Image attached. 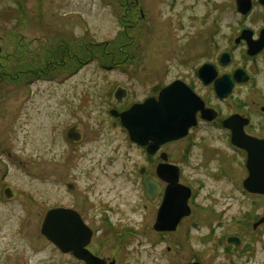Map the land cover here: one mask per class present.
Here are the masks:
<instances>
[{
  "label": "flooded vegetation",
  "instance_id": "obj_1",
  "mask_svg": "<svg viewBox=\"0 0 264 264\" xmlns=\"http://www.w3.org/2000/svg\"><path fill=\"white\" fill-rule=\"evenodd\" d=\"M104 1L111 4L109 0ZM114 2L119 12L122 11V16H119L124 22V36L129 38L130 47L135 44L136 49L139 45L136 39L140 36L136 39L133 35L129 37L128 28L141 27L140 32L147 29L142 4L137 0ZM174 2L170 1V7H175ZM202 6L201 15L187 16L188 20L197 23L193 28L196 32H189L186 39L182 38L184 33L173 37L171 44L177 43L171 47L164 64L160 59V64L153 60V64L143 65L144 60L127 58V44L108 51L109 43L106 42L103 53L106 59H94L92 54L91 60H79L80 67L65 72L58 70V66H67L68 61L71 62L69 59L76 54L71 53L73 45L58 42L59 61H56L53 76L58 77V84H63L89 62H96L105 75L125 72L126 66L130 68L125 73L133 79L120 81L109 77L102 83L99 91L102 97L99 99H103L101 110L108 125L122 133L128 145L138 152L139 158L130 176L135 177L134 183L142 191L144 208L148 207L147 203L151 207L152 245L169 243L165 251L166 262L160 259L158 264H264V0H203ZM180 17L178 15L176 21L169 19L172 32L175 23L180 31L185 29ZM84 31L87 32V26ZM190 35L194 36L188 38ZM26 49L24 47V51ZM1 51L0 48V83L5 82L9 86L6 94L12 93L13 82L20 78L24 93L29 94L34 79L40 80L52 74L50 62H45L38 53L32 56L38 59L39 67L27 68L28 50L25 51L27 58L23 61V69L14 74V52L11 50L3 56ZM3 58L6 59L5 66L1 65ZM167 87L169 94L185 100L188 109L185 119L190 118L194 124L183 138L166 142L155 151L147 145L131 142L119 115L147 100L157 101L160 92ZM72 127L79 133L76 123L70 124L67 130ZM67 130L65 139L75 146L78 141H69ZM79 134L81 139L82 133ZM6 150L1 149L0 154V203L3 205L22 194L7 181L8 167L4 164L3 154H8ZM173 175H177V184L183 187L181 190L189 193V214L179 220L175 230L162 231L156 224L169 186L168 178ZM210 178L223 185L217 196L216 191L210 190ZM144 179H149L154 188L149 195ZM69 184L73 189L68 190L80 201L73 199L71 205L55 207L77 212L90 231V238L82 252H78L76 247L64 253L49 241L59 255L57 264L65 259L68 264H121L117 258L109 260L105 252L99 254L95 251L97 236L102 235L104 229L94 230L92 221L76 209L77 204L87 207L92 204L86 196L77 193L75 184ZM197 213L202 214L198 222L200 225L204 223L207 230L199 235L197 243L201 249L190 244L191 229L198 228L199 223L191 222L189 227L185 224ZM101 222L107 232H115L114 237L124 242L126 236L118 233L121 229L111 218L104 215ZM183 224L185 245L181 247L180 238L174 239V234ZM0 227L1 233V224ZM185 252L187 256L175 259Z\"/></svg>",
  "mask_w": 264,
  "mask_h": 264
},
{
  "label": "rangeland",
  "instance_id": "obj_2",
  "mask_svg": "<svg viewBox=\"0 0 264 264\" xmlns=\"http://www.w3.org/2000/svg\"><path fill=\"white\" fill-rule=\"evenodd\" d=\"M109 1L110 5L104 0H0V48L3 56L14 52V74L23 69L27 50V68L39 67L38 59L32 56L38 53L53 69L51 76L33 80L29 94L24 93L21 78L13 82L11 94L5 92H9V86L0 83V154L1 149H7L8 154L3 153L7 181L22 193L5 205L0 203V263L57 264L59 255L40 233V226L50 208L71 205L73 199L80 201L68 190L67 183L75 184L77 193L92 204H77L76 209L92 221L94 230L104 229L97 236L95 251H103L109 260L117 258L121 264H158L160 259L167 260L169 243L152 245L151 207L147 203L144 208L142 191L134 183L135 177L130 176L138 152L128 145L122 133L108 125L101 110L103 99H99V91L103 81L109 77L132 80L133 76L125 73L130 68L105 75L96 62H89L72 79L58 84V77L53 76L59 61L56 48L58 42L74 47L71 53L77 57L69 59L68 68L65 64L58 66L65 72L80 67L79 60H91L92 54L94 59H106V42L108 51L127 44V58L144 60L143 65L153 64V60L160 64V59L164 64L177 43L171 44L173 37L184 33L182 38L186 39L189 32H196L193 28L197 23L187 16L201 15L203 0H175V7H170L171 0H137L142 4L147 29L140 32L141 27L128 28L129 37L140 36L136 49L124 36L122 11L114 0ZM178 15L185 29L180 31L175 23L172 32L169 19L176 21ZM23 46L28 49L24 51ZM5 64L3 58L1 65ZM73 123L82 133L75 146L64 136ZM213 181L209 179L210 190L216 191L217 196L222 183ZM107 207L114 209L113 213ZM104 215L121 229L118 233L126 236L124 242L114 237L115 232L105 230L101 222ZM201 215L197 213L185 223L188 227L191 222L199 223L198 228L191 229L190 244L200 249L199 235L207 232L205 224L198 222ZM185 224L174 234V239L180 238L181 247L185 245ZM182 256L187 253L175 259L181 260ZM59 264L68 263L65 259Z\"/></svg>",
  "mask_w": 264,
  "mask_h": 264
},
{
  "label": "water",
  "instance_id": "obj_3",
  "mask_svg": "<svg viewBox=\"0 0 264 264\" xmlns=\"http://www.w3.org/2000/svg\"><path fill=\"white\" fill-rule=\"evenodd\" d=\"M187 104V103H186ZM183 98L169 94V88L160 92L159 98L147 100L141 105H134L128 111L119 115L125 127L129 140L155 151L160 145L183 138L189 127L194 124L190 118L185 119L188 109ZM193 114V112H191ZM66 138L77 142L80 134L75 127L67 130ZM149 141L151 143L149 144ZM166 189L165 199L159 210L158 230H175L177 223L189 214L187 200L189 193L177 184V175L171 176ZM146 193L149 195L152 184L149 179H144ZM72 190L73 185L68 184ZM87 230V231H86ZM40 233L52 244L60 247L64 252H70L77 247L82 252L90 238V231L84 225L79 214L71 209L50 208L44 215ZM89 256V255H88ZM92 260L91 256L88 257ZM94 263L96 261L94 260Z\"/></svg>",
  "mask_w": 264,
  "mask_h": 264
}]
</instances>
